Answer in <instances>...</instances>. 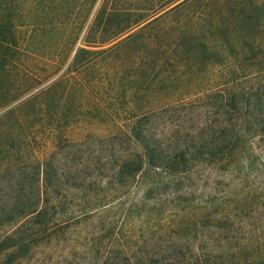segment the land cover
<instances>
[{
  "label": "trees",
  "instance_id": "1",
  "mask_svg": "<svg viewBox=\"0 0 264 264\" xmlns=\"http://www.w3.org/2000/svg\"><path fill=\"white\" fill-rule=\"evenodd\" d=\"M134 1L0 0V264H264V0Z\"/></svg>",
  "mask_w": 264,
  "mask_h": 264
},
{
  "label": "rangeland",
  "instance_id": "2",
  "mask_svg": "<svg viewBox=\"0 0 264 264\" xmlns=\"http://www.w3.org/2000/svg\"><path fill=\"white\" fill-rule=\"evenodd\" d=\"M130 1H134V0H130ZM139 1V0H138ZM158 2H160V0H155ZM201 0H195L193 1L191 4H194V6L192 5H187L188 8L190 9V11H188L189 13L192 12H205V9L203 8L201 2ZM135 2V1H134ZM182 12H186L185 9L184 11L182 10ZM1 123V121H0ZM2 124L0 125V134H2ZM1 139V137H0ZM50 139L48 137H41L40 139L38 138V142L36 143L35 146V150H37V153L40 155L46 154L47 152H49V148H50ZM48 148V149H47ZM2 153V152H0ZM11 176H9L8 174H0V205H5L8 202V195H9V188L11 187V184L13 182V179H10ZM137 210H135L136 212ZM95 221V222H94ZM98 220H92L90 221H84L83 225H82V230L77 228L74 231L70 232V234H68V231H63V234L60 231H56L55 232V237L56 238H61V239H65L68 241H62L59 240L58 243L55 245H52V248H45V252H43L44 255H50V253H53V255L57 254L58 252H63L64 254H66L65 256H78L79 258H88L89 255V250H88V245L89 242L86 245L85 250H82L79 246L80 244L84 241V238L89 237L91 235H95L96 233L100 234V233H104L105 236L103 237V239H100L98 241H95L94 245L91 244V252H94L95 249H97L98 251H101L103 249V247L105 246V241L104 239L106 238V231H107V226L101 225L100 223H97ZM92 225H94L92 227ZM99 228V229H98ZM101 229V230H100ZM99 230V232H98ZM66 237V238H65ZM84 237V238H83ZM67 244H72L74 245V249H67L69 246H67ZM99 244V245H98ZM98 245V246H96ZM47 252V253H46ZM60 254V253H59ZM80 262L81 261L80 259Z\"/></svg>",
  "mask_w": 264,
  "mask_h": 264
}]
</instances>
